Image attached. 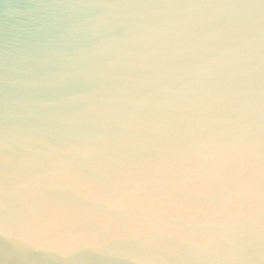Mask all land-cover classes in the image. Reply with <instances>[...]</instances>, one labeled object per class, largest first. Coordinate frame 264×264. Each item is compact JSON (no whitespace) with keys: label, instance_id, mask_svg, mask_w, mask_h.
Here are the masks:
<instances>
[{"label":"clouds","instance_id":"1","mask_svg":"<svg viewBox=\"0 0 264 264\" xmlns=\"http://www.w3.org/2000/svg\"><path fill=\"white\" fill-rule=\"evenodd\" d=\"M37 12L52 46L0 64V236L69 261L264 264V0Z\"/></svg>","mask_w":264,"mask_h":264},{"label":"water","instance_id":"2","mask_svg":"<svg viewBox=\"0 0 264 264\" xmlns=\"http://www.w3.org/2000/svg\"><path fill=\"white\" fill-rule=\"evenodd\" d=\"M41 0H0V64H10L19 54L45 50L52 46V38L58 37L60 22L42 17L37 9ZM7 150L8 166L15 163V144L10 141ZM2 165V162H0ZM0 260L3 264H113L103 251L81 247L70 261L56 251H35L17 248L12 241L0 236Z\"/></svg>","mask_w":264,"mask_h":264}]
</instances>
